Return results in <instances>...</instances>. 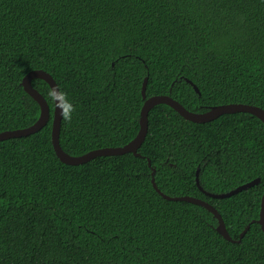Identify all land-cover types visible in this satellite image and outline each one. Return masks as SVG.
<instances>
[{
    "label": "trees",
    "instance_id": "trees-1",
    "mask_svg": "<svg viewBox=\"0 0 264 264\" xmlns=\"http://www.w3.org/2000/svg\"><path fill=\"white\" fill-rule=\"evenodd\" d=\"M51 75L76 108L61 148L80 156L123 147L147 98L187 110L248 104L264 110V0H0V132L24 129L39 105L23 89ZM189 80L200 95L187 83ZM50 107L39 132L0 142V264H264V124L248 113L197 124L167 105L148 116L133 154L69 166L53 148ZM151 162V166L148 164ZM199 172V188L196 181ZM221 215L230 242L205 208ZM260 179L231 197L228 193Z\"/></svg>",
    "mask_w": 264,
    "mask_h": 264
},
{
    "label": "water",
    "instance_id": "water-1",
    "mask_svg": "<svg viewBox=\"0 0 264 264\" xmlns=\"http://www.w3.org/2000/svg\"><path fill=\"white\" fill-rule=\"evenodd\" d=\"M35 79H40L45 81L50 89L57 88V84L54 81V79L42 70H34L30 71L22 80V87L24 91L32 98L34 101L39 105L40 108V115L38 120L30 127L24 128V129H17V130H11V131H4L0 132V142L6 141L13 138H22L27 137L32 134H35L42 130L49 122L50 120V107L46 101V99L38 92L33 86L32 81ZM147 78H145L142 88V97L144 100L143 107L141 109L140 114V129L137 134V136L128 144L124 145L123 147H108V148H101L96 149L93 151H90L86 154L80 155V156H72L67 154L60 145V131H61V122L62 117L60 115V110L57 109L54 106L53 111V121H52V145L54 148V151L58 157V159L69 166H79L86 164L90 162L93 159H96L98 157H107V156H121V155H127V154H133L135 157H141V154L139 153L140 148L142 147L148 133V116L150 111L156 107L157 105H167L170 108H172L175 112H177L181 117H183L185 120L197 123V124H203L207 122H211L217 118H219L222 115L225 114H236V113H248L255 117H257L263 124H264V110L253 105L248 104H227V105H220L211 107L206 112L203 113H195L187 110L183 105H181L178 101L173 99L169 95H159V96H152L147 98L146 96V86H147ZM189 83L196 93L200 95L199 89L189 80L186 81ZM149 166H151L150 160H148ZM155 169H152V184L154 189L166 200L169 201H184L187 203H191L194 205L201 206L205 208L207 211L213 214L214 218L217 219L218 225L216 228V231L227 241L230 242H241L244 235L247 233V231L250 228V225L246 226L244 231L241 233L238 240L232 239V237L229 235L226 225L220 215V213L208 202L194 197L184 196V197H170L162 193L155 182ZM199 172L200 169H197L196 172V181L201 188L199 184ZM260 183V179H256L252 182L246 183L242 186L237 187L236 189L223 194H210L206 193L208 196L212 198L217 199H223L227 197H231L243 190H247L255 185H258ZM202 189V188H201ZM257 224L261 226V230L264 233V194L262 196L261 200V210L259 214V219L255 221Z\"/></svg>",
    "mask_w": 264,
    "mask_h": 264
},
{
    "label": "clouds",
    "instance_id": "clouds-1",
    "mask_svg": "<svg viewBox=\"0 0 264 264\" xmlns=\"http://www.w3.org/2000/svg\"><path fill=\"white\" fill-rule=\"evenodd\" d=\"M47 96L49 101H51L52 104L60 110L62 119L70 124L73 119V114L76 112V108L69 100L68 94L57 87L50 89Z\"/></svg>",
    "mask_w": 264,
    "mask_h": 264
}]
</instances>
